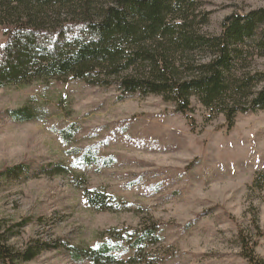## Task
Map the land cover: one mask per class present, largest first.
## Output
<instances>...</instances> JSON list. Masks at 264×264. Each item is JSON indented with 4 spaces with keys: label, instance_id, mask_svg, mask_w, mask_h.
Returning <instances> with one entry per match:
<instances>
[{
    "label": "rangeland",
    "instance_id": "obj_1",
    "mask_svg": "<svg viewBox=\"0 0 264 264\" xmlns=\"http://www.w3.org/2000/svg\"><path fill=\"white\" fill-rule=\"evenodd\" d=\"M69 1L49 19L98 18L116 2ZM4 3L0 17L11 16ZM195 3L207 36L226 16L264 6ZM251 63L264 71V56ZM100 77L113 81L0 85V241L13 258L0 264H250L240 231L264 259V109L240 111L227 127L223 112L192 96L189 123L162 94L125 93L119 78ZM88 190L105 194L106 208ZM155 225L157 241L140 238ZM102 243L112 259L95 263L86 252Z\"/></svg>",
    "mask_w": 264,
    "mask_h": 264
},
{
    "label": "trees",
    "instance_id": "obj_2",
    "mask_svg": "<svg viewBox=\"0 0 264 264\" xmlns=\"http://www.w3.org/2000/svg\"><path fill=\"white\" fill-rule=\"evenodd\" d=\"M63 1L5 0L14 10L0 17L5 36L0 85L72 78L111 84L113 80L100 77L104 74L119 78L125 93L171 99L189 123L190 101L196 96L205 107L223 112L227 127L240 111L264 109V71L251 69V62L264 56V6L226 16L221 32L207 36L196 28V0H116L98 18L86 13L61 20L58 11L50 20V11ZM86 195L92 205L106 208L105 194L88 190ZM154 227L143 230L140 238L157 241ZM239 233L242 255L250 264H264L255 251L257 242ZM112 249L102 243L86 253L99 263L112 259ZM27 251L26 259H32L33 248ZM0 257L12 263L11 248L1 241Z\"/></svg>",
    "mask_w": 264,
    "mask_h": 264
}]
</instances>
